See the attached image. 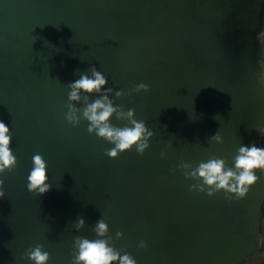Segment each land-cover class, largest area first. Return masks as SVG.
<instances>
[{
    "label": "water",
    "instance_id": "obj_1",
    "mask_svg": "<svg viewBox=\"0 0 264 264\" xmlns=\"http://www.w3.org/2000/svg\"><path fill=\"white\" fill-rule=\"evenodd\" d=\"M261 33L264 0H0V121L16 157L0 173V264H32L36 245L47 264H72L75 238L95 239L99 220L136 264H244L261 250L264 174L242 199L248 185L208 197L190 192L198 180L186 175L211 158L238 175L241 145L258 146ZM92 67L117 112L134 109L153 132L143 156L110 159L114 146L87 121L67 122L69 103L85 106L67 85ZM140 83L150 91L129 95ZM115 115L114 126L128 123ZM36 154L47 165L43 196L27 189Z\"/></svg>",
    "mask_w": 264,
    "mask_h": 264
},
{
    "label": "clouds",
    "instance_id": "obj_2",
    "mask_svg": "<svg viewBox=\"0 0 264 264\" xmlns=\"http://www.w3.org/2000/svg\"><path fill=\"white\" fill-rule=\"evenodd\" d=\"M260 45L264 48V33L258 37ZM260 66L264 68V60L258 61ZM91 76L87 73H82L80 78L67 87L70 89L68 100L70 102H78L81 99V93L84 94L85 106L82 109H76L69 103L66 113V120L73 126L79 125L81 119L88 122V133L95 132L96 136L113 145L111 149L106 151V155L110 159H117L119 155L124 154L135 148L136 152L143 156L146 149L149 147V138L153 137V132L149 131L143 121H137L134 118L135 110L129 109L125 111L123 108L119 112L113 107L112 101L109 100L107 92H111V88L106 89L108 83L107 78L98 71L95 67L90 69ZM259 83L264 85V74L258 76ZM148 85L140 83L135 85L128 93L148 92ZM123 92H118L117 95H122ZM90 96H96L94 101L88 102ZM78 113H82L78 115ZM117 121H122L123 118H128V123L123 127L114 126L110 121L113 114ZM9 127L0 121V173L4 172L7 166L9 171L16 166V157L12 154L10 145L12 136L9 134ZM146 134V135H145ZM260 137L264 138V127L259 129ZM210 141L221 142V136L216 133L209 138ZM32 169L28 175L27 189L29 193H34L38 196H43L50 190L47 175V165L43 157L36 154L32 157ZM257 166H264V147L253 144L251 146L241 145L239 155L235 157V169L238 175L231 168L225 169V161L219 158H211L206 162H200L191 173L186 175L197 179V184L190 185L189 191L199 189L208 197L213 195V192L222 190L234 191L241 185H248L249 188L241 192L240 199L249 192L256 181V172L264 174V169H257ZM235 180V184L230 181ZM4 186L3 180H0V199L4 198L5 193L2 190ZM264 202H261L260 212ZM84 227V220L78 219L77 231ZM93 232L95 239L86 237H76L74 241V251L72 254V264H136V261L129 254H120L114 247L109 245L108 239L105 238L108 232V225L103 221H97ZM121 236V233H117ZM144 248L143 243L140 244ZM27 258L32 261V264H47L50 259L48 252L44 251L43 245H36L30 248L27 252Z\"/></svg>",
    "mask_w": 264,
    "mask_h": 264
},
{
    "label": "rangeland",
    "instance_id": "obj_3",
    "mask_svg": "<svg viewBox=\"0 0 264 264\" xmlns=\"http://www.w3.org/2000/svg\"><path fill=\"white\" fill-rule=\"evenodd\" d=\"M264 141V138L260 137V142L258 143V146L264 147V143L260 144L261 141ZM261 235H262V240L264 244V215L261 217ZM244 264H264V250L263 248L259 250L257 253H255L253 256L247 259V261Z\"/></svg>",
    "mask_w": 264,
    "mask_h": 264
},
{
    "label": "trees",
    "instance_id": "obj_4",
    "mask_svg": "<svg viewBox=\"0 0 264 264\" xmlns=\"http://www.w3.org/2000/svg\"><path fill=\"white\" fill-rule=\"evenodd\" d=\"M264 215V206H263V209H262V214H261V217ZM260 231H262V229L260 228ZM263 250H264V244H263Z\"/></svg>",
    "mask_w": 264,
    "mask_h": 264
},
{
    "label": "flooded vegetation",
    "instance_id": "obj_5",
    "mask_svg": "<svg viewBox=\"0 0 264 264\" xmlns=\"http://www.w3.org/2000/svg\"><path fill=\"white\" fill-rule=\"evenodd\" d=\"M260 142V141H259ZM264 143V141H263V139H262V141H261V143L260 144H263Z\"/></svg>",
    "mask_w": 264,
    "mask_h": 264
}]
</instances>
